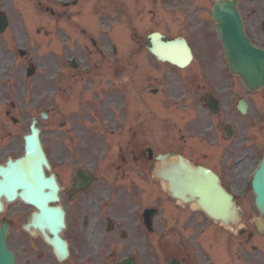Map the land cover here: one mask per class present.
Wrapping results in <instances>:
<instances>
[{"label": "flooded vegetation", "instance_id": "flooded-vegetation-1", "mask_svg": "<svg viewBox=\"0 0 264 264\" xmlns=\"http://www.w3.org/2000/svg\"><path fill=\"white\" fill-rule=\"evenodd\" d=\"M83 2H64L50 13L70 26V31H80L86 44H92L87 46L95 48L93 53L99 56L97 38L80 23L86 8ZM92 2L108 14L111 39H126L128 58L138 55L140 43L146 49L148 34L134 39L136 29L132 27L136 20L138 26L143 24L141 5L134 11L127 7V28L116 32L114 0ZM155 3L151 14L160 17L175 15L178 20L180 15L195 17L199 13L197 3L179 7L176 14L165 11L164 0L159 8ZM238 8L246 37L254 47L264 50V1L238 0ZM209 17L213 25L211 11ZM193 21L188 32L197 31L194 36L189 37L182 29L184 23H178V31L169 37H185L193 52L192 39H196L205 55L216 57L217 47L208 35L213 31L203 25L199 32L201 22ZM47 36L52 34L47 32ZM61 37L62 43H50V54L73 38L65 32ZM132 40L136 45L132 46ZM67 50L71 52L69 47ZM116 53L114 45L108 69L99 63L81 69L73 55L64 66L62 62L66 69H55L49 75L47 129L42 141L50 165L47 174L56 179L60 204L66 212L63 238L69 256L59 260L41 236L26 233L21 223L13 225L20 210L6 207L2 215L12 213L9 246L16 264H122L125 260L128 264H171L173 259L180 264H248L244 257L250 251L252 264H264V217L257 209H242L243 223L229 230L191 205L173 199L164 182L152 175L158 154L180 155L194 166L215 172L227 190H238L239 198L233 192L237 204H245V163L264 154V88L249 91L240 77L231 75L222 49V62L210 65L215 69H170L167 73L165 69H116ZM50 58L58 64L57 57ZM222 63L227 69H216L215 65L221 67ZM133 85L141 91L142 113L134 112ZM164 94L174 105L170 111L165 110ZM117 96L123 103L121 112L111 106ZM241 100L247 104L245 114L238 111ZM8 119H12L9 113L0 114V166L17 158L24 148L25 135L12 130ZM156 164L163 171L162 164ZM149 210L151 220L146 218Z\"/></svg>", "mask_w": 264, "mask_h": 264}, {"label": "rangeland", "instance_id": "rangeland-1", "mask_svg": "<svg viewBox=\"0 0 264 264\" xmlns=\"http://www.w3.org/2000/svg\"><path fill=\"white\" fill-rule=\"evenodd\" d=\"M62 1L66 0H0V11H3L9 18V30L6 35L0 39V61L2 65L0 69V114L5 115L6 112L9 111L12 116L18 119L20 124L17 128L9 127L15 132H19L21 136L28 133L32 119L35 117L39 119L40 113L46 111V98L48 97L46 90L48 87L47 83L50 81L49 75L51 72L55 71V69H66L62 67V62L64 66L65 62L69 61V58L73 55L76 59H79L78 61L81 69H86L85 67L93 63H99L102 66L105 65L108 69L110 62H112L110 56L113 46L115 45L117 47V69H135L134 71L137 72L141 71V69H165L166 73L170 72V69H177L167 63H159L145 48H140L141 51L137 52L138 55L132 58H126V54L124 53V50L127 49L126 39H121L116 36L113 40L111 39V27L110 23L107 21L108 14L101 11L100 6H98L96 2L91 3V0H84L85 3L83 7L86 5V8L82 14L83 18L80 20V23L89 34H93L97 38L98 46H100L99 51L101 53L99 56H96L93 53L95 52V48L90 49L87 46L89 45L92 47V44H86L84 41L85 36H82L80 31H70L69 28L71 27L63 24L60 17L51 15L50 11H57L61 7ZM87 1H89V3H86ZM100 1L103 2V0ZM151 1L153 0L145 1L144 3V8L147 12L143 17V22H141L143 24H139L138 26L139 22L137 20L132 22L133 29H136L133 34L134 39L137 37H145L147 34L154 31H163L167 36H172L173 33L178 31L177 27H175L178 23H184L182 29H185L189 37L194 36L197 31L188 32V26L194 23L193 20H196V22L199 21L202 24L199 32H201L203 25H208L209 31H213L211 34L208 33V35L212 46L214 47L216 45L217 47L215 49L216 57H208L207 54L205 55L204 51L202 52V47H200V42L196 39H192V43L196 48L197 59L189 69H200L201 67H205V69H215L214 67L210 68V65L214 66L218 61L222 62L221 47L209 17V7L215 0H176L180 2V4H176V6L173 5L174 0H164L166 8L169 7L167 12H171L172 14H176V9L179 7H190L191 5L196 6V3L199 4L197 6L199 9L197 16L185 17L180 15L178 20L175 15H172V19L169 18L168 20H160L159 18L154 19L150 11L153 6ZM156 1L158 5L155 4L159 8L161 0ZM141 3H143V1ZM114 5L117 8L115 22V31L117 32L119 27H127L125 18L126 5L132 10L135 9L136 6H139V3L137 0H114ZM47 31H51L50 33L52 36L47 37ZM63 32L66 34L72 33L73 38L64 45L63 49H54V53L52 52L50 54V43L55 40H59V43H62L63 38L61 34ZM129 42L132 46L136 45L135 40ZM68 47L71 52L67 50ZM21 49L27 51L29 59L20 57L18 51ZM50 55L59 59L56 61L59 65L55 64L53 61V63H51ZM81 58H84V60H80ZM210 58L211 64H208L207 62ZM30 65L36 67V72L31 78H28L26 70ZM83 65L87 66L83 67ZM225 66L224 63H222L221 67L215 65L216 69H227ZM116 84L118 86L120 85L119 80H117ZM140 92V89L133 85L132 104L134 112L136 113L144 112L142 111L143 102ZM163 99L165 101V110H172L174 105L166 94H164ZM112 104L113 108H117V112H121L123 103L119 96H117L116 102L111 103V106ZM8 124L11 123L8 122ZM39 126L42 131L47 129V124L44 120H40ZM258 160L259 156L256 155L252 156V159L249 158L248 161H246V172L243 178L246 177L249 171H252V166L257 164ZM234 193H238V190L234 189ZM247 200L246 205L251 206L253 201L251 193ZM16 207L20 208V216L14 219V225H17L19 222L23 223L27 213L33 211L32 208L26 207L19 202L16 203ZM5 216L6 218H10L12 213L7 212ZM1 223L2 217L0 216V225ZM252 262L253 261H251L250 264H252Z\"/></svg>", "mask_w": 264, "mask_h": 264}, {"label": "water", "instance_id": "water-1", "mask_svg": "<svg viewBox=\"0 0 264 264\" xmlns=\"http://www.w3.org/2000/svg\"><path fill=\"white\" fill-rule=\"evenodd\" d=\"M236 3V0L219 1L214 6L213 18L217 21L216 28L226 50L231 72L240 75L246 86L255 90L264 84V51L254 48L246 38ZM7 26V18L1 16L0 33ZM153 37L154 35L151 36ZM165 50L161 52L155 47L151 48L159 60L179 67L187 66L192 59L185 41L167 44ZM33 73L34 68L29 69L28 75ZM240 109L243 111L245 105L241 104ZM42 117L45 118V115ZM36 124L37 120L34 119L30 127L31 134L25 137V155L15 161L10 159L7 165L1 168L3 179L0 181V195H4L8 202L19 198L35 207L37 212L32 214L24 229L32 234L40 232L57 253L67 255V244L60 237L65 228V213L60 206L51 205L58 201V188L52 177L47 178L45 175V168L49 165ZM179 169L177 173L176 170L167 171L163 176L169 182L168 189L175 197L185 203L197 201L200 208L212 218L227 225L236 222L240 213L232 196L222 188L216 175L201 168ZM252 187L256 195V206L264 215V159L255 173ZM8 235L9 225L4 224L0 229V264H15V256L8 249Z\"/></svg>", "mask_w": 264, "mask_h": 264}, {"label": "bare ground", "instance_id": "bare-ground-1", "mask_svg": "<svg viewBox=\"0 0 264 264\" xmlns=\"http://www.w3.org/2000/svg\"><path fill=\"white\" fill-rule=\"evenodd\" d=\"M2 68L1 61H0V69Z\"/></svg>", "mask_w": 264, "mask_h": 264}]
</instances>
